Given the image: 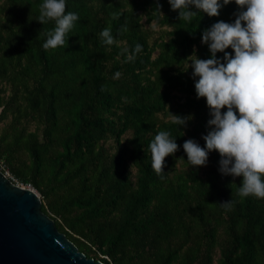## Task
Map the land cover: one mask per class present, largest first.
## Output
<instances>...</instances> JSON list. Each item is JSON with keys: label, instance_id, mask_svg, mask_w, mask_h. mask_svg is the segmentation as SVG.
I'll return each mask as SVG.
<instances>
[{"label": "trees", "instance_id": "trees-1", "mask_svg": "<svg viewBox=\"0 0 264 264\" xmlns=\"http://www.w3.org/2000/svg\"><path fill=\"white\" fill-rule=\"evenodd\" d=\"M40 2L0 0V159L58 229L105 264H264V197L240 195L217 150L194 166L183 149L205 144L210 117L187 60L210 55L202 32L234 20L235 0L191 22L169 0H68L80 18L48 49L55 22L36 19ZM172 114L194 116L177 127ZM161 129L180 147L157 173L149 145Z\"/></svg>", "mask_w": 264, "mask_h": 264}, {"label": "clouds", "instance_id": "clouds-1", "mask_svg": "<svg viewBox=\"0 0 264 264\" xmlns=\"http://www.w3.org/2000/svg\"><path fill=\"white\" fill-rule=\"evenodd\" d=\"M232 0H169L183 20L193 21L201 13L220 14V9ZM239 6L234 20H217L202 32V42L210 55L201 58L193 53L187 60L191 66L198 97L206 98L210 117L207 131L202 134L205 144L190 137L183 142L188 165L208 163L213 150L220 153L219 171L242 176L238 192L242 196L264 197V0H235ZM68 0H41L36 17L43 24L54 20L43 47L64 45L80 16L67 10ZM162 5L157 3L156 9ZM118 15L119 13H114ZM164 14V13H163ZM102 42L112 44L115 36L111 27L101 30ZM231 47L234 51H227ZM135 51L143 47L135 44ZM222 52L223 55H217ZM129 58H134L130 56ZM226 106V110H225ZM177 127L187 125L194 114H172ZM151 164L157 173L165 172V157L180 145L168 129L156 132L150 142ZM231 206L232 200L222 202Z\"/></svg>", "mask_w": 264, "mask_h": 264}, {"label": "water", "instance_id": "water-1", "mask_svg": "<svg viewBox=\"0 0 264 264\" xmlns=\"http://www.w3.org/2000/svg\"><path fill=\"white\" fill-rule=\"evenodd\" d=\"M33 187L0 169V264H105L88 257L42 209Z\"/></svg>", "mask_w": 264, "mask_h": 264}, {"label": "built area", "instance_id": "built-area-1", "mask_svg": "<svg viewBox=\"0 0 264 264\" xmlns=\"http://www.w3.org/2000/svg\"><path fill=\"white\" fill-rule=\"evenodd\" d=\"M0 169L7 175L11 180H13L15 183L22 185L24 187L33 188L31 184L23 183L18 178H16L11 171L9 170L8 166L6 165L5 161L3 159H0Z\"/></svg>", "mask_w": 264, "mask_h": 264}, {"label": "rangeland", "instance_id": "rangeland-1", "mask_svg": "<svg viewBox=\"0 0 264 264\" xmlns=\"http://www.w3.org/2000/svg\"><path fill=\"white\" fill-rule=\"evenodd\" d=\"M147 25L149 26L150 25V27L153 29V30H155V31H158L159 29H160V27L158 26V24H156V23H150V24H148L147 23ZM39 193V192H38ZM40 194V193H39ZM41 195V194H40ZM42 198V197H41ZM43 202V201H42Z\"/></svg>", "mask_w": 264, "mask_h": 264}]
</instances>
